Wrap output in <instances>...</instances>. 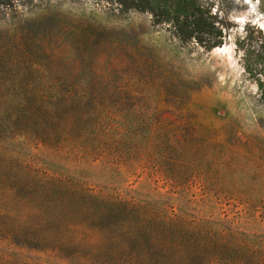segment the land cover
<instances>
[{"label":"trees","instance_id":"1","mask_svg":"<svg viewBox=\"0 0 264 264\" xmlns=\"http://www.w3.org/2000/svg\"><path fill=\"white\" fill-rule=\"evenodd\" d=\"M163 1L155 13L151 5L161 0H104L151 14L153 25H167L182 44L206 52L221 45L207 41L209 14L188 10L190 0ZM255 58L264 68V50ZM256 84L264 104V82ZM16 97L7 108L10 99L0 94L1 242L68 264L264 260V220L223 212L231 202L245 213L256 207L257 187L244 188L260 182L264 158L252 145L219 144L191 124L174 126L139 110L120 112L132 120L117 121L110 110L74 105L65 92ZM117 180L123 187L111 188ZM19 261L0 256V264H27Z\"/></svg>","mask_w":264,"mask_h":264},{"label":"rangeland","instance_id":"2","mask_svg":"<svg viewBox=\"0 0 264 264\" xmlns=\"http://www.w3.org/2000/svg\"><path fill=\"white\" fill-rule=\"evenodd\" d=\"M161 1L151 5L155 13ZM187 9L211 16L214 29L207 41L221 42L219 47L206 52L182 44L167 25H153L148 13L119 11L104 0L0 1V94L10 99L2 106H15L18 95L65 92L74 105L110 110L117 121H131L120 114L129 110L155 113L174 126L191 124L209 132L219 144L252 145L264 158V104L245 83H257L263 75L255 54L264 50V29L239 23L254 17H245L246 4L236 0H190ZM258 11L264 13V0ZM217 30L222 38L215 36ZM79 96L83 100L76 101ZM256 173L257 186L248 181L244 188L257 187L256 207L245 213L231 202L223 206L229 217L241 211L244 218L264 220V167ZM112 182L111 188L123 187ZM4 254L27 264H68L0 241Z\"/></svg>","mask_w":264,"mask_h":264},{"label":"clouds","instance_id":"3","mask_svg":"<svg viewBox=\"0 0 264 264\" xmlns=\"http://www.w3.org/2000/svg\"><path fill=\"white\" fill-rule=\"evenodd\" d=\"M244 3H247L249 5L248 11L245 14V16H250L254 18H252L250 21L247 19H241L239 20V23L244 24V23L250 22L253 25H258V27H260L261 29H264V13H261L260 11H258L259 6L262 3V0H254V2L253 0H244ZM212 11L215 12L216 9L213 8ZM148 19L151 21L152 19L151 14H148ZM218 51H223V49H218ZM192 54L196 55L195 52ZM240 55H243V53H241ZM229 59H231V57H229ZM237 59H239V56H237ZM241 70L243 71V68ZM220 79H223V77L221 76ZM260 81L264 82V77H261ZM245 83H246V86L248 87V90L252 92L253 95H256L258 91V85L255 82L251 84H247V82Z\"/></svg>","mask_w":264,"mask_h":264},{"label":"bare ground","instance_id":"4","mask_svg":"<svg viewBox=\"0 0 264 264\" xmlns=\"http://www.w3.org/2000/svg\"><path fill=\"white\" fill-rule=\"evenodd\" d=\"M236 1H238V2H240V3H244V0H236ZM246 4V11H248V8H249V5L247 4V3H245ZM246 17V16H245ZM250 17V16H249ZM243 19V18H242Z\"/></svg>","mask_w":264,"mask_h":264}]
</instances>
